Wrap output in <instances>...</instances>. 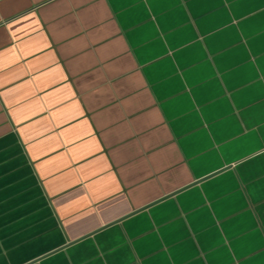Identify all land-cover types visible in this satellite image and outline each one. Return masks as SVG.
I'll use <instances>...</instances> for the list:
<instances>
[{
	"label": "crops",
	"instance_id": "0c3cea01",
	"mask_svg": "<svg viewBox=\"0 0 264 264\" xmlns=\"http://www.w3.org/2000/svg\"><path fill=\"white\" fill-rule=\"evenodd\" d=\"M0 264H264V0H0Z\"/></svg>",
	"mask_w": 264,
	"mask_h": 264
}]
</instances>
